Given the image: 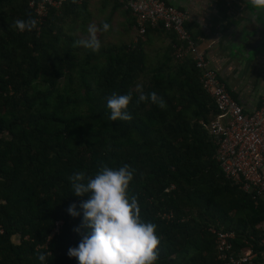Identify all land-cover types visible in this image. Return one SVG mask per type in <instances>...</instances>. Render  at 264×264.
I'll return each mask as SVG.
<instances>
[{
    "label": "trees",
    "instance_id": "16d2710c",
    "mask_svg": "<svg viewBox=\"0 0 264 264\" xmlns=\"http://www.w3.org/2000/svg\"><path fill=\"white\" fill-rule=\"evenodd\" d=\"M88 1L64 0L20 32L11 25L34 18L28 0H0V264H42L38 248L51 252L46 264H79L68 249L82 239L74 229L90 194L75 196L70 177L124 164L135 169L130 191L142 218L161 237L157 264H224L210 226L233 230L232 250L248 246L252 264H263L264 195L252 198L215 160L205 125L219 110L200 70L191 57L174 56L169 31L125 35L135 19L120 0H102L125 15L120 30L98 33L99 52L74 47L90 24L111 25L112 16L93 20ZM153 29L171 36L167 46L145 47ZM152 91L166 108L136 104ZM129 92L133 119L112 121L106 98ZM73 203L80 216L67 211Z\"/></svg>",
    "mask_w": 264,
    "mask_h": 264
},
{
    "label": "built area",
    "instance_id": "2783aa9c",
    "mask_svg": "<svg viewBox=\"0 0 264 264\" xmlns=\"http://www.w3.org/2000/svg\"><path fill=\"white\" fill-rule=\"evenodd\" d=\"M64 0H28L34 18L40 24L51 7L58 8ZM133 15L137 34L147 27L162 28L174 34V56H189L200 70L202 88L213 98L219 112L205 125L211 134L214 158L224 175L247 192L252 198L264 195V92L259 104L251 111H244L234 99L224 82L205 57L185 24V12L166 0H120ZM55 222L51 234L58 230ZM215 235V252L224 264H252L255 253L248 246L232 250L233 230L208 227ZM264 247V237L260 240ZM264 258V249L262 251ZM264 264V262H263Z\"/></svg>",
    "mask_w": 264,
    "mask_h": 264
},
{
    "label": "clouds",
    "instance_id": "9594fccd",
    "mask_svg": "<svg viewBox=\"0 0 264 264\" xmlns=\"http://www.w3.org/2000/svg\"><path fill=\"white\" fill-rule=\"evenodd\" d=\"M72 3L76 4L78 0H72ZM248 3L256 11L264 13V0H248ZM37 24L36 19L29 17L27 20L17 19L11 26L20 32H32ZM110 27L107 22L102 27L90 24L87 38L75 41L73 46L98 53L101 48L98 33L107 32ZM106 99L112 121L133 119L128 112L133 99L130 92L123 95L113 93ZM149 99L160 109L166 108V102L155 91L149 94L141 92L136 104ZM134 173L135 169L129 164L118 168L104 165L94 177L86 179L83 172H76L70 177L75 196L90 194L80 204L82 224L74 229L82 239L78 246L68 249V255L75 257L79 264H157L161 237L157 234V225L142 218L138 196L131 194ZM76 209L77 205L73 203L67 211L73 217L80 216ZM37 253L42 264H46L51 252H42L38 248Z\"/></svg>",
    "mask_w": 264,
    "mask_h": 264
},
{
    "label": "crops",
    "instance_id": "0c3cea01",
    "mask_svg": "<svg viewBox=\"0 0 264 264\" xmlns=\"http://www.w3.org/2000/svg\"><path fill=\"white\" fill-rule=\"evenodd\" d=\"M185 12V23L198 46L204 50L210 66L216 70L231 96L242 104L244 111H251L259 104L264 92V51L251 59L241 60L225 45L228 30L240 25L238 18L249 14L248 0H166ZM102 2V1H101ZM110 10L105 7V13ZM95 22L103 17L94 11ZM136 37L132 25L129 33ZM261 36V35H259ZM264 38V36H261ZM145 47L159 50L171 41L169 34H158L154 29L145 35Z\"/></svg>",
    "mask_w": 264,
    "mask_h": 264
},
{
    "label": "water",
    "instance_id": "95a60500",
    "mask_svg": "<svg viewBox=\"0 0 264 264\" xmlns=\"http://www.w3.org/2000/svg\"><path fill=\"white\" fill-rule=\"evenodd\" d=\"M249 14L245 17L238 18L240 25H235L232 29L225 33V45L238 53L253 51L260 53L264 51V13L256 11L254 8H249ZM261 35V36H259Z\"/></svg>",
    "mask_w": 264,
    "mask_h": 264
},
{
    "label": "rangeland",
    "instance_id": "374dc122",
    "mask_svg": "<svg viewBox=\"0 0 264 264\" xmlns=\"http://www.w3.org/2000/svg\"><path fill=\"white\" fill-rule=\"evenodd\" d=\"M102 0H89L88 1V7L90 10L92 11H97L99 13H101L102 15H104V17H109L111 18V26L113 28H117L120 30L121 24L122 22L120 21L122 18H124V12L117 10L114 14H112V10H108L106 14L105 13V7L102 5ZM97 16L94 15L93 16V20H95ZM117 22V24H116ZM123 35V34H122ZM125 36V35H124ZM118 38V37H116ZM233 55L236 58H239L241 60H247V59H251L254 55H256V53H254L253 51L251 52H247V50L245 51V53H238L236 50H233Z\"/></svg>",
    "mask_w": 264,
    "mask_h": 264
}]
</instances>
